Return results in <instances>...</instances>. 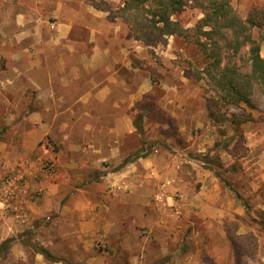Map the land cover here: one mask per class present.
I'll use <instances>...</instances> for the list:
<instances>
[{
  "label": "crops",
  "instance_id": "1",
  "mask_svg": "<svg viewBox=\"0 0 264 264\" xmlns=\"http://www.w3.org/2000/svg\"><path fill=\"white\" fill-rule=\"evenodd\" d=\"M47 2L0 0V112H8L3 124L15 129L0 141V160H28L47 153L57 166L55 173L50 169L51 179L44 180L45 172L30 164L27 172L38 182L23 190V204L14 215L27 224L38 219L44 226L45 249L54 255L64 254L54 246L57 240L72 255L78 250L70 240L82 242L87 251H82V263L94 264L95 254L89 250L100 228L95 208L110 212L117 204L120 213L107 212L101 225V236L113 244L102 264H151L154 255L168 254L171 243L164 208L171 205V184L160 183L163 173L153 163L156 156H142V136L135 128L139 113L140 124L147 123L148 111L140 103L153 94V83L139 65L143 45L121 19L81 2L76 7L56 1L51 30L33 9ZM36 13L40 17L34 20ZM20 111L30 113H12ZM128 155L129 162L103 176L102 200L83 193L86 185L71 181V175L99 173L103 162L114 164ZM36 190L39 196L27 200ZM5 207L0 197V244L17 240L29 227L16 223ZM124 240L134 241V248L124 246ZM150 241L158 244L156 250L147 248Z\"/></svg>",
  "mask_w": 264,
  "mask_h": 264
},
{
  "label": "rangeland",
  "instance_id": "2",
  "mask_svg": "<svg viewBox=\"0 0 264 264\" xmlns=\"http://www.w3.org/2000/svg\"><path fill=\"white\" fill-rule=\"evenodd\" d=\"M56 1L62 2L63 6L77 7L79 2L89 4L85 0H48V5L33 8L41 13L51 30H54L55 17L50 12ZM103 1L112 10L122 2ZM230 3L242 19L252 15L255 21L261 22L251 28L250 34L259 42L260 55L264 57V0H230ZM185 4L184 10L174 18L184 27H192L203 14L194 5V0H185ZM33 16L34 20L40 17L37 13ZM140 43L143 57L138 59L139 65L153 83V94L148 96L151 98H143L140 104L150 105L147 123L158 120V125H147L146 122L144 127L141 125L139 145L143 157L156 156L153 163L163 173L160 183L170 181L171 184V205L164 207L171 226V243L168 254L154 255L151 264H264V98L253 95V108L214 104L213 100L217 99L214 91L204 80L195 77L199 66L189 64L200 57L198 52L173 36L154 46ZM187 72L191 77L184 76ZM12 113L22 116L30 112ZM5 114L8 112H0V141L15 130L3 124L7 120ZM149 137L151 139H147ZM129 161L130 155L114 164L103 162L99 173L71 175V181L80 187L86 185L87 191L83 193L89 192L102 200L103 176ZM31 163L38 171L45 172L44 180L51 179L52 170L57 171L47 153L28 160L5 158L0 160V182L12 181L22 190L33 186L38 180L27 172ZM38 192L36 190L26 199L33 201L39 196ZM22 194L18 195V200L12 199L14 205L5 207V212H9L16 223L29 227L18 233L17 240L1 242L0 263L55 264L78 260L83 264L86 257L82 251H87L82 242L70 240L78 250L77 255H72L69 247L57 240L53 244L64 254L54 255L45 249L44 226L38 219L33 218L31 224H27L15 217L14 213L23 204ZM0 197L5 200V193L0 192ZM187 200H191V204ZM27 210L31 212L29 207ZM95 211L98 215L96 224L100 228L89 252L95 254L94 264H102V256L109 258L113 247L101 236L104 215L107 212L108 215L119 214L120 207L114 204L109 212L103 206H97ZM48 223L45 221L44 225ZM7 245L9 249L5 250ZM125 245L135 246L132 240H124ZM149 247L154 251L158 244L150 241Z\"/></svg>",
  "mask_w": 264,
  "mask_h": 264
},
{
  "label": "trees",
  "instance_id": "3",
  "mask_svg": "<svg viewBox=\"0 0 264 264\" xmlns=\"http://www.w3.org/2000/svg\"><path fill=\"white\" fill-rule=\"evenodd\" d=\"M85 1L107 11L109 18L121 19L131 36L144 45L165 43L166 37L173 36L198 52L200 57L189 64L199 66L195 77L214 91V104L253 108V95L264 98V57L259 42L250 34L261 22L252 15L242 19L230 0H194L203 15L192 27H184L174 18L184 10L185 0H122L114 10L103 0ZM144 108L149 111L150 105L144 104ZM140 114L135 121L138 134L142 130Z\"/></svg>",
  "mask_w": 264,
  "mask_h": 264
},
{
  "label": "built area",
  "instance_id": "4",
  "mask_svg": "<svg viewBox=\"0 0 264 264\" xmlns=\"http://www.w3.org/2000/svg\"><path fill=\"white\" fill-rule=\"evenodd\" d=\"M8 186V187H7ZM0 192L3 194L5 193L6 199H5V205L6 207H11L14 205V202L12 201L13 198H18V195L23 193V190L21 189V186H16L12 181H5L0 182ZM17 209V208H14Z\"/></svg>",
  "mask_w": 264,
  "mask_h": 264
}]
</instances>
